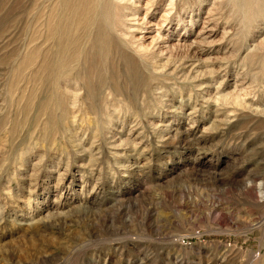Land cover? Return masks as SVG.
Segmentation results:
<instances>
[{"label": "rangeland", "instance_id": "obj_1", "mask_svg": "<svg viewBox=\"0 0 264 264\" xmlns=\"http://www.w3.org/2000/svg\"><path fill=\"white\" fill-rule=\"evenodd\" d=\"M100 1L0 0V264H264V0Z\"/></svg>", "mask_w": 264, "mask_h": 264}, {"label": "bare ground", "instance_id": "obj_2", "mask_svg": "<svg viewBox=\"0 0 264 264\" xmlns=\"http://www.w3.org/2000/svg\"><path fill=\"white\" fill-rule=\"evenodd\" d=\"M83 1H84V0H83ZM89 1H90V0H89ZM102 1H103V0H102ZM102 1H100V2H102ZM81 2H82V1H81ZM92 2H93V1H92ZM96 2H97V1H96ZM100 2H98V3H100ZM106 2H109V0H107ZM110 2H111V1H110ZM77 3H78V2H77ZM79 3H80V2H79ZM87 3H89V2H87ZM94 3H95V2H94ZM94 3H93V4H94ZM103 3H104V2H103ZM95 4H96V3H95ZM95 4H94V5H95ZM102 5H103V4H102ZM102 5L100 4L99 6L102 7ZM107 5H108V4H107ZM107 5H106V7H107ZM78 6H80V5H78ZM83 6H84V5H82V7H83ZM85 6H86V5H85ZM99 6L97 5V7H99ZM104 6H105V5H104ZM109 6H110V5H109ZM111 6H112V5H111ZM87 7H90V5L87 6ZM95 7H96V6H95ZM106 7H105V8H106ZM75 8L77 9L78 7H75ZM108 8H110V7H108ZM79 9H80V8H79ZM99 9H100V8H99ZM89 10H90V9H89ZM89 10H88V11H89ZM91 10H92V9H91ZM91 10H90V11H91ZM95 10H96V8H95ZM97 10H98V9H97ZM103 10H105V9L103 8ZM88 11H87V12H88ZM99 11H100V10H99ZM95 12H96V11H95ZM105 12H106V11H105ZM108 12H109V10H108ZM98 14H99V13H98ZM88 15H89V14H88ZM95 15H97V14H94V12H93V17H94ZM101 15H103V14H101ZM66 16H67V15H66ZM90 16H91V15H90ZM97 16H98V15H97ZM97 16H96V17H97ZM97 18H98V17H97ZM100 18H102V19H100V20H104V21H105V19H106V17H105V19H103V17H101V16H100ZM84 19H85V18H84ZM93 19H94V18H93ZM93 19H92V21H93ZM79 20H80V19H79ZM88 21H89V19H88ZM94 21H95V20H94ZM98 21H99V20H98ZM57 59H58V57H57ZM65 59H66V58H65ZM58 60L61 61L60 59H58ZM58 60H57V61H58ZM56 63H61V62H56ZM62 65H63V64H62ZM62 65H61V66H62ZM67 66H68V65H67ZM61 70H62V69H61Z\"/></svg>", "mask_w": 264, "mask_h": 264}]
</instances>
